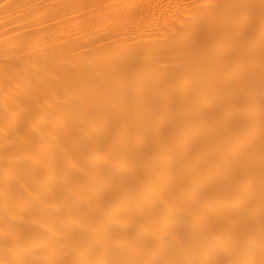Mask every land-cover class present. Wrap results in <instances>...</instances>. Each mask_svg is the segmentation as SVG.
I'll return each mask as SVG.
<instances>
[{"label":"bare ground","instance_id":"bare-ground-1","mask_svg":"<svg viewBox=\"0 0 264 264\" xmlns=\"http://www.w3.org/2000/svg\"><path fill=\"white\" fill-rule=\"evenodd\" d=\"M0 264H264V0H0Z\"/></svg>","mask_w":264,"mask_h":264}]
</instances>
